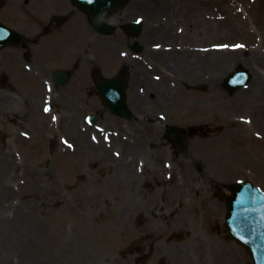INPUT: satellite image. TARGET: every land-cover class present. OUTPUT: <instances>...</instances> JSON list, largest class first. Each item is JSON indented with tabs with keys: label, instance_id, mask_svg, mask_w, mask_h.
<instances>
[{
	"label": "rangeland",
	"instance_id": "1",
	"mask_svg": "<svg viewBox=\"0 0 264 264\" xmlns=\"http://www.w3.org/2000/svg\"><path fill=\"white\" fill-rule=\"evenodd\" d=\"M46 1L0 0V22L29 40L41 35L51 16L69 18L64 26H54L49 36L40 39L38 43L42 49L33 45L28 47L27 53L20 48L0 52V76L3 74L11 80L10 85L0 87V155L7 152L17 163V171L14 167L9 169L11 174L17 172L19 175L13 184L16 202L36 199L37 209L43 201V209L51 216L52 224L59 210L54 215L55 211L62 205L60 198L64 196L74 210V217L82 222L74 228H82L90 241L114 214L121 215L123 225L115 229L113 241L99 246L100 253L110 256L112 264H185L181 258L186 249L192 251L191 264H196L194 250L202 247L212 253L211 248L217 243L224 249L225 262L219 263V258L212 256L206 264H252L249 253L233 242L225 230L226 196L230 186L249 181L264 193V114L260 109L250 107L252 99H256L254 96L264 94V58L252 53H258L257 48L264 52V41L260 43V39L264 40V23L260 26L254 19L249 0H224L223 3L221 0H153V9L159 12L156 11L154 18L157 32L154 44L144 47L146 52L152 50L164 57L147 56L146 52L138 56L147 58L150 80L153 81L151 88L157 90L164 101L154 98L151 93L138 92L137 85L131 84L128 105L135 114L130 121L111 115L101 100L89 93L88 86L92 82L90 69L100 66L104 76H114L119 69L117 66L121 67L125 58L129 64L133 54H128L124 46L119 47L120 52L114 49L118 48V41H115L118 33L112 38H100L111 43V47H103L101 41L94 45L88 43L90 37L85 29V18L71 10L67 0ZM168 1L174 5L165 10ZM233 2L248 27L228 35L219 29L221 18H227L237 10L228 8ZM181 10L184 14L190 10L193 15L194 24H191L197 28L198 35L196 47L203 55L209 52L210 46L213 53L218 54L203 57V84L201 95L196 99L192 98L193 92L181 90L180 86L176 88L173 81L177 77L168 73L170 68L173 70L172 61L178 58L175 53H182L180 65L187 60L183 57L185 51L194 48L181 38L190 30ZM126 12L123 11L122 17ZM116 19L111 22L116 23ZM231 20H234L233 16ZM209 25L212 28L209 29ZM171 27L180 31V37L166 42L164 35ZM221 45L226 50L241 48L239 59H221L216 50ZM61 48H66V52ZM74 48L78 58L74 57L65 65ZM97 49L103 55L111 54V67L116 69L111 72L106 69L105 60L96 54ZM167 55L170 56L165 64L162 59L168 58ZM23 56L31 63L38 58V73L33 63L23 62ZM41 63L48 70H44ZM240 66L254 69V79L252 76L250 86L229 94L224 81ZM83 69L89 79L87 87L77 81L81 74L78 73ZM57 70L70 73V81L65 87L52 82V75ZM167 75L171 84L162 81ZM183 76L178 77L180 82ZM71 98L74 103L68 102ZM213 104L219 110L214 115L186 114L189 108L204 109ZM148 109L151 111L149 117L145 114ZM90 114H98L101 121L96 125L89 124ZM58 120L68 122L72 137L66 138L68 133L56 125H45V121ZM232 121L235 123L231 124ZM143 122L152 128H138ZM167 127L185 131L183 141L178 144L170 141L165 132ZM231 128L241 137L233 147L240 159L236 156L234 168L224 171L198 143L208 145L209 141L218 139L221 132ZM78 131L95 135L90 139L93 144L89 142L88 145V141L77 137ZM66 139L72 142L70 155L64 152ZM192 152L199 159L189 176L182 158ZM64 161L69 164V171ZM25 172L30 179L31 173L37 174L35 198L29 197L35 188L32 193L18 190ZM84 186L92 187L86 199L81 190ZM119 187H122V196H118ZM56 200L58 204L54 205ZM210 206L217 219L208 215Z\"/></svg>",
	"mask_w": 264,
	"mask_h": 264
},
{
	"label": "bare ground",
	"instance_id": "2",
	"mask_svg": "<svg viewBox=\"0 0 264 264\" xmlns=\"http://www.w3.org/2000/svg\"><path fill=\"white\" fill-rule=\"evenodd\" d=\"M192 1V0H190ZM224 0H221L220 2L223 3ZM171 2L170 4H168ZM166 3V6H164V9H171L174 4H172V1H168ZM248 3V2H247ZM250 6H253V16L254 19H256V22L260 24V26H263L262 23H264V0H249ZM192 5V4H190ZM195 5V4H194ZM154 6L149 7V16H150V24L147 27V33L148 34H156V28H155V22L154 18L157 14L158 10L153 9ZM231 7L237 8L235 10V13L232 12V14L229 17H222L221 18V24L219 32H224L228 35L230 33H237L240 31H244L246 27H248V23L244 22L242 18V12L238 10V6L235 2H233L228 8L232 9ZM193 8V7H192ZM222 10L225 8L220 7ZM154 10V11H153ZM191 10V9H190ZM186 12V14L183 13L181 10L180 13L183 14L187 18L188 24H190V32L187 33V35H184L182 38L185 40V42L190 43L195 37L198 35L196 34L197 28L193 26L191 23H193V15L191 11ZM164 11V10H163ZM227 14V10H224ZM221 12V10H220ZM159 13V12H158ZM157 16V15H156ZM228 16V15H227ZM231 16L234 17V20H231ZM247 21V20H246ZM201 22V19H200ZM203 23V22H201ZM194 24V23H193ZM197 24V23H196ZM209 24V23H208ZM212 24V23H211ZM212 28L209 25V29ZM264 30V28H263ZM229 31V32H228ZM194 33L193 35H190L191 33ZM221 35V34H220ZM237 35V34H235ZM264 40L260 39V43H263ZM103 47H106L104 44H102ZM211 47V46H210ZM219 46L216 48L218 50L219 56L221 59L226 58H232L234 60L239 59V56L241 54V48L238 50H232V49H224V45ZM63 49V52H66V48ZM76 48L73 49V51L70 52L69 58L73 59L78 58L79 54L77 52H74ZM263 49L257 48L256 51H259L258 53H254V55H257L261 58H264V52L262 53ZM83 51V50H82ZM209 52L206 53L207 58H211L214 55H218L216 52L213 53V49H209ZM237 51V52H236ZM82 53V52H81ZM251 53V54H252ZM96 54L98 58L105 60L104 64L106 66V69L109 68L110 72L115 69V67H111L112 63V57L111 54L108 53L106 55H103L99 53L98 49L96 50ZM168 56V55H167ZM170 56V55H169ZM168 58H163V62H165ZM180 56L178 55V58H175L172 62H174L173 70H170L173 72L175 77L183 76V74L186 71L185 66L181 65V69L179 70V61ZM184 57V56H183ZM186 58V57H185ZM184 61V60H183ZM203 61L201 63V69L203 68ZM84 62L89 64L88 59L86 58ZM110 63V64H109ZM170 64V63H169ZM198 65V61L196 62ZM82 68V67H81ZM179 71V72H178ZM252 75L255 74L254 69H250ZM143 72V69L141 67H135V70L133 71L131 83L134 87L137 85V75L138 73ZM81 73V74H80ZM79 77H77L78 82L81 86L86 85V83H89L88 77L85 75V70L83 69V72H79ZM146 74V73H145ZM149 76V73H147ZM197 75V71L188 70V75H186L185 80L193 79L192 77ZM254 79V76H253ZM163 81V80H162ZM164 81H167L164 79ZM194 82H197L194 81ZM152 81L145 82L146 84V92L153 94L154 98L158 100H163L162 97L158 95V91L151 88ZM197 84V83H196ZM177 90V89H176ZM157 93V95L155 94ZM221 97V95H218ZM217 97V96H216ZM250 103L251 108L260 109L262 114H264V94L260 97L254 96ZM73 99H69V103H74L71 101ZM166 100V98H165ZM189 100L192 101L190 98ZM142 103V102H139ZM218 106L216 105H210L208 108H199L198 106L189 108L186 111V114L189 115H204V114H210L214 115L218 112ZM146 116L149 117L151 114V111L148 109L146 111ZM235 122H231V124H234ZM45 125L48 126H55L59 129L67 132L66 138L68 136L72 137L70 134L71 127L68 126V122L61 121H45ZM73 127V126H72ZM48 128V127H47ZM138 128L141 130L151 129L152 126L149 124L143 122L138 124ZM78 136L83 141L87 143L89 142L93 144L92 136L95 135H88L84 132L78 131ZM240 135L238 132H236L234 129H230L225 133L221 132V135L218 139L209 141L208 145L204 143H198L200 146L205 147L208 150V153L213 156V158L217 165H219L220 168H222L224 171L231 170L232 167L234 168V164L236 163L235 157L238 156L240 159L239 154L235 153L233 151L234 145L239 141ZM122 142V139H121ZM105 144V143H104ZM99 145H102L100 143ZM64 152L67 155L71 153L72 150V142L66 139V143L63 144ZM215 154V155H214ZM218 154V157H217ZM217 157V158H216ZM198 156L194 154V152L187 154L186 156H183L182 163L185 166L186 174L191 176L193 173L194 165L198 162ZM16 160V159H15ZM17 163L14 161V159L8 155L6 152L3 155H0V264H112L110 256L102 255L99 251V246L104 242L111 243L113 241L114 234L116 233V230L118 229V226L123 225L121 222V215H113V219L111 221H107L106 224H104L102 227L97 230L96 234H94V240L90 241L87 237L86 232L81 229H75V225H82L81 220H77L74 217V210L71 208V205L67 198L64 196H61V207L58 208L54 215L56 214V217L52 221L51 224V216L47 215L44 207V202H39V208L36 209V205L38 204V201L34 199L33 202H16L17 194L16 190H14L13 184L17 179L18 173L15 172L13 174L10 173V167H14L15 171H17L16 167ZM67 170L69 171V164L65 163ZM28 172H25L23 175V179L21 180L18 190L19 192H30L32 193L33 188L34 194H29V197L32 195L33 198H35V190L38 187L37 184V174L31 173V179L28 177ZM20 178V177H19ZM27 182V183H26ZM82 194H84V199L87 198L88 193L92 191L91 186H84L81 188ZM53 192V191H52ZM22 195V194H21ZM123 191L122 187H119L118 196H122ZM25 198V197H24ZM26 199V198H25ZM71 199V198H70ZM53 204H58V200L54 201ZM133 205V203L131 204ZM123 209H120V211ZM214 209L210 206L208 208V215L217 219V214L214 215ZM183 221L186 222L187 219L183 218ZM116 229V230H115ZM214 246V247H213ZM212 248L213 252H207L204 249L205 248H197L195 251L196 261L195 263L200 264H206L209 263L210 258L215 256V258H219L220 262H225V259L223 258L224 249H222L221 245L213 244ZM211 249H209L211 251ZM192 251L190 249H186V251H183L182 254V262L185 264H191L192 263ZM222 254V255H221ZM228 256V252H227Z\"/></svg>",
	"mask_w": 264,
	"mask_h": 264
},
{
	"label": "water",
	"instance_id": "3",
	"mask_svg": "<svg viewBox=\"0 0 264 264\" xmlns=\"http://www.w3.org/2000/svg\"><path fill=\"white\" fill-rule=\"evenodd\" d=\"M75 5L86 12L97 26L103 27L102 18L118 9L120 3L113 0H73ZM103 10H106L105 12ZM103 12V13H102ZM59 24L62 20H57ZM109 34V32H107ZM24 42L18 33L9 31L0 25V50ZM245 73H240L228 80L233 90L243 82L249 81ZM55 80L65 85L67 76L62 72L55 74ZM99 96L113 115L131 120L133 115L126 104V82L98 80ZM119 88H118V85ZM96 123L97 116H90ZM232 196L228 199V215L226 228L231 238L244 246L251 254L254 264H264V195L252 184L242 183L232 188Z\"/></svg>",
	"mask_w": 264,
	"mask_h": 264
},
{
	"label": "flooded vegetation",
	"instance_id": "4",
	"mask_svg": "<svg viewBox=\"0 0 264 264\" xmlns=\"http://www.w3.org/2000/svg\"><path fill=\"white\" fill-rule=\"evenodd\" d=\"M126 7H127L126 9L127 12L126 14H124L125 17H122V15L115 17L117 18L116 19L117 27L115 28V30L120 31V35H118V37L115 39V41L116 40L118 41L117 42L118 46L120 47L124 46V47H127V49H129L132 46L133 41H137L142 44H145L147 47L150 44H153L154 34L147 33V27L151 22L149 12H148L149 7H151V5L143 1L141 3H130ZM133 16L141 17L146 23L145 29L143 26L142 33L138 35L136 38H132V34L135 35V31L128 28V25L130 23V21L128 20ZM110 44L111 43H108L107 45L109 46ZM115 48L116 47H114V49ZM130 66H131L132 71L135 70V67H141L143 69V72H140L137 75V88L138 90L146 91L147 87H146L145 82L150 81V78L147 75V73H149L150 71V68L148 67L147 58L141 59V58H138L137 54H134V58H132V60L130 61ZM123 69H127V67L124 66Z\"/></svg>",
	"mask_w": 264,
	"mask_h": 264
},
{
	"label": "snow or ice",
	"instance_id": "5",
	"mask_svg": "<svg viewBox=\"0 0 264 264\" xmlns=\"http://www.w3.org/2000/svg\"><path fill=\"white\" fill-rule=\"evenodd\" d=\"M47 110V109H46Z\"/></svg>",
	"mask_w": 264,
	"mask_h": 264
}]
</instances>
